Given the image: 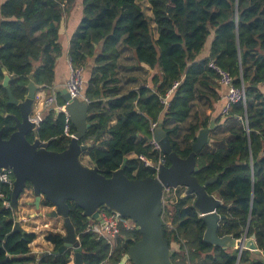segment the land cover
<instances>
[{"label":"trees","instance_id":"trees-1","mask_svg":"<svg viewBox=\"0 0 264 264\" xmlns=\"http://www.w3.org/2000/svg\"><path fill=\"white\" fill-rule=\"evenodd\" d=\"M78 0H0V129L4 139L16 131L8 113L3 86L7 70L9 89L23 101L33 80L40 88L54 87L57 60L63 55L61 23ZM82 19L71 38L69 59L85 68V97L91 124L80 144H91L89 159L99 173L111 177L124 163L129 179L154 177L153 164L162 155L152 145L153 125H162L172 149L181 158L192 152L202 129L215 128L211 143L198 154L200 184L223 202L220 238L248 237L264 251V0H80ZM148 3L151 16L140 3ZM210 48L208 58L202 54ZM129 51V55H125ZM133 61V62H132ZM230 72L245 89L246 100L222 114L224 88L210 63ZM123 69V72L121 71ZM179 82L169 104L163 99ZM59 105L64 101L59 95ZM224 106V103H223ZM223 108V107H222ZM66 115L45 113L37 136L48 149L63 152L71 141L64 135ZM71 132L76 128L71 124ZM34 136H28L30 142ZM134 157H130V156ZM165 164L170 165L165 157ZM12 187L0 184V264H71L72 251L55 255L63 233L50 231V254L35 256V233L14 231L17 217L10 201ZM165 197L163 224L174 251V264H264V256L249 250L222 248L204 241L206 223L194 206L195 197ZM3 195V197H1ZM70 220L82 247L83 264H121L136 241L137 230L123 231L117 249L93 232L94 221L68 202ZM43 207L53 208L49 202ZM105 212H110L103 208ZM40 260L38 261V258Z\"/></svg>","mask_w":264,"mask_h":264},{"label":"water","instance_id":"water-1","mask_svg":"<svg viewBox=\"0 0 264 264\" xmlns=\"http://www.w3.org/2000/svg\"><path fill=\"white\" fill-rule=\"evenodd\" d=\"M3 72V86L8 91L7 103L16 106L19 111V116H12L16 131L9 139L3 137L5 128L0 129V169H11L14 174L10 205L17 217L20 200L26 192L33 198L32 202L25 204L27 207L40 211L43 202L53 205L49 217L63 219L65 229L63 246L55 255L71 250L74 255L73 264H83L80 239L70 220L68 202H74L90 220L101 222L100 211L105 208L137 225L141 239L129 248L121 264H174V251L164 233V190L182 187L186 189V196L195 197L194 206L206 223L205 242L222 248H238L240 252L249 250L264 256V251L257 246L256 236L248 237L249 226L240 240L232 236L219 237L220 224L228 217L218 213L223 205L222 200L207 192V187L217 179L202 185L194 176L199 172L197 156L210 145L214 123L200 130L187 158H181L173 151L168 134L162 125H158L152 139L159 143L170 165L160 164L154 177L129 179L124 174V163L111 177H106L99 173L96 165L90 167L82 161V156L92 147L91 144H80L91 127L88 122L89 104L72 98L66 90H59L76 133L65 151H51L48 142H43L37 136L36 124L30 118L42 88L32 80L27 97L20 101L8 87L11 80L9 73L5 69ZM29 135L34 136L32 142L28 140ZM14 231L27 232L19 220L15 222Z\"/></svg>","mask_w":264,"mask_h":264},{"label":"built area","instance_id":"built-area-1","mask_svg":"<svg viewBox=\"0 0 264 264\" xmlns=\"http://www.w3.org/2000/svg\"><path fill=\"white\" fill-rule=\"evenodd\" d=\"M210 68L215 72L218 77L219 84L226 90V101L222 108V114L227 115L233 108L234 105L243 102L246 100L245 89L243 87H238L234 83V78L227 70L215 64L213 61L210 63ZM68 78L65 83V90L69 93L72 98L80 99L86 101L88 104L89 100L85 97L86 89V77H85V68L74 66L69 59V70ZM179 86V82H176L173 88L167 93L166 97L163 99V104L168 105L170 98ZM49 89V88H48ZM45 91V88H42V91ZM59 90L54 87L51 88V91L47 95L38 94L36 103L34 106L33 114L31 115V121L36 124V131L38 132L41 123L43 122L45 113L50 110H55L56 112H63L66 115V124L64 127V135L70 139L75 138V133L71 132V119L66 112V104L59 105ZM157 128V125H153V131ZM152 145L155 150H157L161 155L159 163L153 164L146 157L140 156L139 159L149 167H153L156 170V175L159 170L160 164H165V157L162 154L161 146L159 143L152 140ZM155 175V176H156ZM14 174L11 169H0V184L8 185L13 187ZM182 190L181 197L186 196V189L179 187L166 188L164 190V200L165 197H170L172 194L173 197H176L177 192ZM3 197V195H1ZM4 206L10 207V202L5 201ZM102 221H94L93 225L89 228L88 232H93L100 239L106 240L114 249H117L118 240L123 231H134L137 230V225L130 219L123 218L120 215L107 213L104 210L100 211ZM38 216V215H37ZM48 226H46L47 229ZM47 252L45 254H50ZM40 257L38 258V261Z\"/></svg>","mask_w":264,"mask_h":264},{"label":"crops","instance_id":"crops-1","mask_svg":"<svg viewBox=\"0 0 264 264\" xmlns=\"http://www.w3.org/2000/svg\"><path fill=\"white\" fill-rule=\"evenodd\" d=\"M149 16H151V14ZM81 19H82V6H81V1L78 0L76 2V5H74L70 15L66 16V18H64V20L61 23V28H60L61 39H60V42L63 45L64 51H63V55L57 60V80H56L54 87H56L58 90H65L64 86H65V83L67 81L68 72H69L68 71L69 70V49H70L71 38L75 34V32H76V30L80 24ZM209 55H210V48L208 47L203 52L202 57L208 58ZM48 90L49 89H45V91L43 90L42 92H40L39 93L40 96L46 95V93H48ZM224 91H225V89H224ZM225 101H226V91L224 92L222 104L219 105V109H222L223 103L225 104ZM130 157H132V156H130ZM30 201L32 202L33 199L31 198ZM29 209L30 208H26L24 210L25 213ZM46 209H48L50 212L53 210V208H50V207H47ZM43 213H45L44 210H43ZM22 219L24 221V218H22ZM25 220H26V218H25ZM60 222H62V219H60ZM46 226H48L47 229L50 228L49 224H45L43 227L38 225L39 229H37V233L35 232V234L37 235V239L34 241V243L31 246L32 253L35 256H40V255H43L47 252H51L53 250V245L51 243L47 242L45 239L46 235L44 232H46V230H44V229H46ZM59 228L60 227L57 228L58 232H61V233H63V235H65V231H63ZM30 233H34V232L30 231Z\"/></svg>","mask_w":264,"mask_h":264},{"label":"rangeland","instance_id":"rangeland-1","mask_svg":"<svg viewBox=\"0 0 264 264\" xmlns=\"http://www.w3.org/2000/svg\"><path fill=\"white\" fill-rule=\"evenodd\" d=\"M140 5H141L142 9L144 10V12L149 16L151 14V8H150L149 4L147 2L146 3L144 2V3H140ZM125 55H129V58L131 56L129 51H125ZM131 58H132V56H131ZM121 71L123 72V69H121ZM51 88H54V87H51ZM51 88H49L48 93H46V95L50 93ZM132 157H134V156L132 155ZM82 161L87 166H90V167L93 166V163L89 159L88 152L85 153L82 156ZM28 193L26 192L24 194V196L20 200V210H19V214L17 216V220H19L21 222L23 228L27 232H30V231L32 232L33 231L34 233L35 232L37 233V229H39L38 225L43 227L45 224H49L50 228L49 229H44V230H46V232H44L45 235H47L48 232H50V231H58L57 230L58 227H60L59 229L65 231L63 219H62V222H60L61 218L54 219V218L49 217L50 211L48 209H46V207L42 206L41 210L39 211V210H36L34 207L30 208V207H27L25 205L26 203L31 202L30 199L32 197H31L30 193L29 194ZM26 208H30V209L25 213L24 210ZM43 210H44L45 213H43ZM36 215H38V216H36ZM22 218H24V221H23ZM25 218H26V220H25ZM163 219H164V217H163ZM73 261H74V255H73V252H72V262H71V264H73Z\"/></svg>","mask_w":264,"mask_h":264},{"label":"flooded vegetation","instance_id":"flooded-vegetation-1","mask_svg":"<svg viewBox=\"0 0 264 264\" xmlns=\"http://www.w3.org/2000/svg\"><path fill=\"white\" fill-rule=\"evenodd\" d=\"M4 82V81H3ZM3 84V83H2ZM6 88V87H5ZM7 89V88H6ZM8 102V101H7ZM8 104V103H7ZM9 105H11V104H9ZM14 106V105H13ZM13 115H15V114H10V113H8V116H10V117H12ZM29 136H31V135H29ZM10 202V201H9ZM6 207V206H5ZM6 208H11V205H10V207H6ZM103 209V208H102ZM17 221V220H16Z\"/></svg>","mask_w":264,"mask_h":264}]
</instances>
